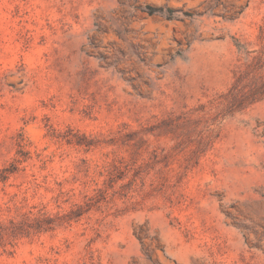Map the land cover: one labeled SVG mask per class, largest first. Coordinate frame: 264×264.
I'll use <instances>...</instances> for the list:
<instances>
[{"label": "rangeland", "instance_id": "rangeland-1", "mask_svg": "<svg viewBox=\"0 0 264 264\" xmlns=\"http://www.w3.org/2000/svg\"><path fill=\"white\" fill-rule=\"evenodd\" d=\"M0 264H264V0H0Z\"/></svg>", "mask_w": 264, "mask_h": 264}]
</instances>
